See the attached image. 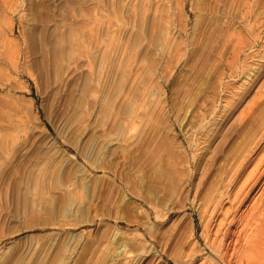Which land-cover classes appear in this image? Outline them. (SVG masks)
Masks as SVG:
<instances>
[{"label": "rangeland", "instance_id": "rangeland-1", "mask_svg": "<svg viewBox=\"0 0 264 264\" xmlns=\"http://www.w3.org/2000/svg\"><path fill=\"white\" fill-rule=\"evenodd\" d=\"M0 97V264H236L264 0H0Z\"/></svg>", "mask_w": 264, "mask_h": 264}, {"label": "bare ground", "instance_id": "bare-ground-1", "mask_svg": "<svg viewBox=\"0 0 264 264\" xmlns=\"http://www.w3.org/2000/svg\"><path fill=\"white\" fill-rule=\"evenodd\" d=\"M2 96V95H1ZM4 97H5V94H4ZM1 98V97H0ZM3 98V97H2ZM3 104V103H2ZM246 157V155H245ZM248 157V156H247ZM246 157V158H247ZM245 159V158H244ZM242 159V160H244ZM241 161V160H240ZM242 164V163H241ZM240 165V163H239ZM236 168V167H235ZM239 168V167H238ZM238 169H236L237 171ZM238 172V171H237ZM236 172V173H237ZM236 173H234L236 175ZM233 175V174H231ZM235 175L231 176V177H235ZM236 178V177H235ZM230 179V178H229ZM238 195V194H237ZM215 201V200H214ZM219 201V200H218ZM217 202V201H216ZM217 204V203H216ZM215 206V205H214ZM219 206V205H218ZM216 207V206H215ZM221 208V207H220ZM217 209V207L215 208ZM214 209V210H215ZM220 211V210H219ZM255 211V210H254ZM212 212V211H211ZM214 212V211H213ZM212 212V213H213ZM262 212V211H261ZM251 214V212H249ZM252 211V216H249L250 217V222L249 224H251L250 226L254 225L253 226V229H252V232L251 234H248V236L246 237V242H244L245 244L243 245V248L242 250H236L235 247H234V252H231L232 254L230 255L231 257L230 258H233L234 259V262H236V264H264V213L261 214L260 212H256L254 213ZM248 214V215H250ZM246 217V216H244ZM248 217V216H247ZM246 217V218H247ZM241 218V217H240ZM233 219V218H231ZM230 219V220H231ZM235 220V219H234ZM246 220V219H245ZM247 221V220H246ZM246 224V223H244ZM248 224V223H247ZM245 228V226H243ZM252 228V227H251ZM242 229V228H241ZM248 229V228H247ZM226 230V229H225ZM243 230V229H242ZM241 230V231H242ZM246 230V229H245ZM251 230V229H250ZM233 231V230H232ZM235 232V231H234ZM243 232V231H242ZM228 233L229 232H224V234L222 235V238H221V241H220V244L219 246L215 245V241H210L207 239V244L208 246L213 249V253L216 252H220L219 255V262L222 263H226V264H231V259H228V255L229 253L227 251H224V250H221V246H223L224 248V245H223V242H225L226 238L228 237ZM209 235V234H207ZM230 235V234H229ZM234 235V234H233ZM243 235V234H242ZM241 236V235H240ZM207 237V236H206ZM209 237V236H208ZM243 237V236H242ZM212 240V239H211ZM239 241V238L237 239ZM215 243V244H214ZM226 243V242H225ZM240 245V244H239ZM239 248V247H238ZM237 248V249H238ZM196 249V248H195ZM202 249V248H201ZM227 249V248H226ZM240 249V248H239ZM193 250V249H192ZM204 250V249H203ZM194 251V250H193ZM207 251V250H206ZM208 252V251H207ZM192 253V252H190ZM189 253V254H190ZM193 254V253H192ZM197 255V254H196ZM194 255V259L197 258V256ZM193 257V255H192ZM206 259H210L209 256H206ZM207 260V261H208ZM189 261V260H187ZM217 263V264H220V263ZM191 264V263H190ZM207 264H212L211 262L210 263H207Z\"/></svg>", "mask_w": 264, "mask_h": 264}]
</instances>
